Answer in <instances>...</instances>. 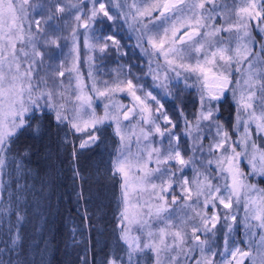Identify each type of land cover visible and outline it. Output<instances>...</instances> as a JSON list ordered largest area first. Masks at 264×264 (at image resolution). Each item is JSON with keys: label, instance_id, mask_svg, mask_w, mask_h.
Returning a JSON list of instances; mask_svg holds the SVG:
<instances>
[{"label": "snow or ice", "instance_id": "snow-or-ice-1", "mask_svg": "<svg viewBox=\"0 0 264 264\" xmlns=\"http://www.w3.org/2000/svg\"><path fill=\"white\" fill-rule=\"evenodd\" d=\"M49 2L51 6L47 8L48 15H40L39 19H35L29 9L34 11L44 5L33 4L31 0H0V189L4 187L2 178L9 164L14 166L15 171L21 172L25 168L23 160L30 154V149L24 148L23 151L16 150L15 155H10L14 145L21 137H39L46 121L49 124L55 122L58 129L67 124L69 131L86 133V138H79L78 145L73 144L72 157L75 162L84 152H90L94 146H99L98 142H103L104 131L101 126L111 120L116 125L114 133L120 140L116 149L117 156L112 161V171L122 181L120 200L123 207L118 227L119 239L123 241L125 249L122 255H106L101 264H141L145 258L150 259L151 264H180V256L187 255L184 245L189 238L192 248L188 251L197 247L200 250V258L196 264H233V261L235 264H244L245 258L252 259V264H257L252 258L251 246L245 251L233 239L235 247H229L233 232V223L229 221L235 222L237 219L231 210L234 204L239 206L242 192L246 213L245 227L252 236L258 235L254 244L260 257L259 264H264V189L246 182L249 175L264 178V147L253 139L250 127L254 124L256 136L264 140V0H233L232 8L225 0H155L142 9H136V16L152 17L153 12L159 13L154 21L150 20L156 32L147 37V42L153 49L152 54H163L173 71L178 67L196 76L199 110L195 116V124L185 118L182 132L191 141L187 148L181 143V134L175 132L176 124L163 110V104L156 96L151 92L146 93L143 98L137 95L138 91H143L142 85L134 84L132 79H128L117 82L115 86H109L105 81L103 89L97 87L91 71L94 61L92 55L86 57L90 66L88 75L93 80L91 91L97 98L109 101L104 104L103 115H97L92 96L85 92L76 66L80 59V37L83 36L86 51L98 52L101 57L110 48L117 51L120 49V42L114 34H97L107 22L114 25L118 18L111 14L109 4L112 0L107 3L105 0H91L92 7L87 12L82 6L83 0H77L75 4H65L63 0ZM114 7L119 9L121 5L117 2ZM131 7L136 8V4ZM69 9L76 10V23L71 27L70 37H64L57 34L60 29L53 22L62 19V14L69 12ZM225 12L229 17L235 18L234 23H227L226 26L209 23L217 18L225 19ZM97 25L100 27L97 28ZM81 28L84 29L83 33L79 31ZM221 33L229 36L235 34L236 47L232 48L231 40L220 36ZM68 39L71 40L69 54L72 55L73 65L70 69H65L64 60L57 63V49L62 54L64 45L61 41ZM140 39L143 40V36ZM143 51L147 52L148 49ZM193 58L195 63H177ZM243 64L248 66L245 71L241 70ZM44 66L51 69V72L40 76L38 69ZM66 71L76 73L77 94L75 106L71 109L64 102V92L59 90L63 87L62 80L57 84L58 78L64 77ZM234 72L239 73L242 79L233 81ZM180 75L181 72L176 71V76ZM153 78L158 80L160 77L154 75ZM49 79L53 81L51 85L48 83ZM167 79L165 75V80ZM124 91L135 102L133 107L126 110L124 105L112 101L114 93ZM228 91L232 92L236 107L234 128L238 130L241 124L244 128L238 144L232 141L229 132L217 118ZM149 98L157 105L154 111L146 102ZM154 112L158 115H154ZM245 115L247 119H243ZM136 116L140 117L138 123L148 125L149 130L141 127L137 134L133 126L126 135L122 127L123 121H130ZM160 118L165 124L163 130L156 123ZM205 122L209 130L215 128L214 143L210 144L208 152L212 155L219 153L215 164L218 176L224 181L222 184L214 185L208 175L199 172L190 183L186 177L178 179L171 167L174 163L176 170L182 172L185 167L195 163L197 152L203 153L202 141L205 137L202 136V125ZM155 135L161 137L159 143L162 147H152L149 144L132 152L133 140L139 146L142 140L150 142ZM165 139L167 145L163 146ZM65 142L68 143L67 132ZM241 146L244 151H237V147ZM185 151L192 155L185 158ZM242 156L247 158L251 168L248 174L240 169ZM154 157L157 167L149 169L148 164ZM212 163L213 161H208V164ZM74 175H80L78 169L74 168ZM154 175L161 179L160 185H150L155 201L147 205L133 204V196L145 191V184ZM174 184H178L181 189L180 198L185 200L183 207L190 208L193 212L192 216L181 219L179 224L171 219L170 205L165 199ZM16 187H21L19 182ZM201 197H204L203 207L202 210H197L194 205L201 204ZM2 198L0 193V199ZM20 198L19 195L16 196L17 200ZM189 201L193 203H188ZM177 202L178 198L173 195L171 203ZM218 206L226 210L224 215L214 210ZM145 207L148 209L147 216L162 222L163 227L154 230L148 220L143 218ZM209 207L213 209L211 213L208 211ZM131 209L136 211H130ZM10 211L11 202L7 207H0V213L4 215ZM15 216L16 224L9 225V253H13L22 240L20 224L25 217L18 206ZM189 223L192 225L190 237L185 231ZM133 224L141 230L140 235H132L130 226ZM218 225L220 229H226L223 251L219 252L212 247L214 241L208 239L216 236ZM256 228L260 229L259 233L254 231ZM201 233L205 239H201ZM217 256L221 258L219 262L215 259ZM0 264H19V261H4L0 258Z\"/></svg>", "mask_w": 264, "mask_h": 264}, {"label": "trees", "instance_id": "trees-1", "mask_svg": "<svg viewBox=\"0 0 264 264\" xmlns=\"http://www.w3.org/2000/svg\"><path fill=\"white\" fill-rule=\"evenodd\" d=\"M73 1L77 2V0H70V2ZM128 1L130 7L136 4L141 9L155 2V0ZM31 2L44 5L43 8H36L34 14L40 11L45 16L48 15L47 8L51 6L49 0H31ZM105 2L107 3L108 0ZM112 3H115V0L109 4L110 9H112ZM82 6L87 12L90 6L92 7L91 0H83ZM158 14V11L153 12L152 17L144 16L142 19H152ZM117 17L114 25L112 22H107L97 34L114 33L120 42V49L117 51L115 48H110L102 57L99 54V58L104 64L119 63L121 67L123 64L120 63L129 62L130 75L135 77L137 75L133 73L132 68H144L146 58L151 57V52L149 46L144 43L140 46L142 49H148L144 52L145 55L136 49L134 38L128 31L123 18L120 14H117ZM168 78L166 86L170 88V95L161 98V104H163V110L176 124L175 132L181 134L182 145L187 148L189 139L183 135L182 130L185 127V118L191 122L199 105V96L196 94L197 84L194 82V76L187 73L181 72L179 77L175 72L172 75L169 73ZM226 97L217 118L223 122L227 131L232 132L234 107L229 94H226ZM93 98V104L99 106L100 99L95 96ZM122 98L125 99V96ZM130 101L123 104L126 109L129 105L134 106L135 102L132 99ZM147 103L153 111L157 107L150 98ZM96 113L101 115L99 111ZM154 115L158 114L154 112ZM131 121L134 122L137 134L141 127L149 130L148 125L138 123L139 116ZM156 123L160 124L162 130L165 128L162 118L157 119ZM101 128L104 131L103 142H98V147L94 146L90 152H84L75 162L72 157L73 144L78 145L79 138H86V133L69 131L67 124L58 129L55 122L49 124L46 121L39 137H21L14 145L12 154L15 155L16 150L23 151L24 148H29L30 154L23 160L25 165L23 171H14L13 174L5 176L0 207H7L11 202L12 211L7 215L0 213V250H2L0 258L4 261L9 259L19 261V264H101L106 255L123 254L125 246L119 239L118 227L119 214L123 207L120 200L122 181L121 177L113 175L112 171V161L117 156L116 149L120 145V140L109 121H106ZM65 132H67L68 143L65 142ZM160 140L161 137L155 135L150 142L142 140L139 146L145 147L150 144L152 147H162ZM166 145L165 139L163 146ZM139 146L133 140L132 152H136ZM184 154L186 155L187 151ZM156 167L154 157L148 164V168ZM171 167L178 179L188 176V168L180 172L176 170L177 166L174 163ZM74 168L79 170L80 175H74ZM9 169L13 171L14 166L11 164ZM153 178L161 183L157 175ZM258 179L261 182L262 178ZM17 182L21 185L20 188L16 187ZM8 187L11 188L10 192ZM178 187V184H174L165 197L169 205V200L175 195ZM17 195L21 197L19 200L16 199ZM179 203L180 201L177 202V206ZM17 206L25 217L20 224L22 240L15 251L9 253V225L16 224ZM239 223L236 224V229L241 233ZM135 226V224L131 225L132 231L135 230L137 234H141V230ZM185 231L190 237L191 229L185 228ZM222 233L223 229H220L218 225L216 237L221 239ZM190 248H192V241L189 238L184 245L187 255L180 256V264H192L198 259V247L188 251ZM147 263L151 264V260L146 258ZM247 263V261L244 262V264Z\"/></svg>", "mask_w": 264, "mask_h": 264}, {"label": "rangeland", "instance_id": "rangeland-1", "mask_svg": "<svg viewBox=\"0 0 264 264\" xmlns=\"http://www.w3.org/2000/svg\"><path fill=\"white\" fill-rule=\"evenodd\" d=\"M117 2L121 5V7L119 9L114 7V4H116ZM225 2L229 5L230 8L233 7V0H225ZM64 3L65 4H68V3L75 4L77 2L76 1L70 2V0H65ZM128 4H129L128 0H115V3H112L111 14L114 16H117V14L121 15L128 31L130 32V34L134 38L135 47L140 53L145 55L140 44L144 43L146 46H149V50L151 52V55H150L151 57L146 58V66L144 68H139V69H137L136 67L132 68L133 73L137 76L131 77L130 72H129V70H130L129 62L120 63V64H123V67L119 66L118 65L119 63L116 65L113 62H111V64H109V63L104 64L102 59L99 58L98 52L89 53L88 51H86L84 49V47H83V36L80 37V53H79L80 59H79V61L76 62V66L79 68V72H80V75L82 77V81L84 84V90L88 95L92 96V98H93V96H95V94L91 91V85L93 83V80L90 79L89 75H88V73L90 71V66H89V63L87 62V59H86V57L88 55H92L94 58L93 65L91 67V71L93 72V76L95 78L97 87L103 89V87L105 86L104 85L105 81L108 83L109 86H115V84L119 81H126L128 79H132L134 84L143 86V91H138L137 95H139L143 98L146 95V93L151 92L152 95L156 96L157 100H159L161 103V98H166V96L170 95V88L167 86L166 87L161 86V85H166V82H168V80H169V78L167 80H165V75H167V77H168L169 73H170V75H172V73L173 72L176 73V71H179V72H182L185 74H186V72L184 69H180V68L176 67V65L173 66V67H176V71H173V68H170L168 66V64L166 63L165 57L163 54H159V53H157L155 55L152 54L153 49L151 48V46L147 42V37L149 35H153L156 32V29L153 28L152 24L150 23V20L154 21L156 16L153 17L152 19H142V17H144V16H136V9L138 7L136 6V8H131ZM90 8H91V6H90ZM218 11H220V9H218ZM29 12H30L32 18H35V19H39L40 15H44L40 11H38L36 14H34L33 12H35V11H33L31 9H29ZM75 15H76V10L69 9V12L62 14V16H63L62 19L53 22L54 24L59 26L60 31L57 33L58 35H61L64 37H70L71 27L75 26V23H76L74 20ZM133 17H136V18L133 19ZM234 22H235V18L229 17L227 12H225V19L217 18L214 22L209 21L210 24L215 23L217 26H220V25L226 26L227 23H234ZM145 25H148V28H145ZM79 31L81 33H83L84 29H82V30L79 29ZM113 34L114 33H108V35H113ZM141 36H143V40L140 39ZM220 36L225 37V39H230L231 40V47L232 48L236 47L237 41L235 39V34H232L231 36H229V34H227V33H221ZM116 39H118L117 36H116ZM257 39H259V37H257ZM61 43H62V45H64V47L62 49V54H61V50L57 49V53L59 54L57 63L59 62V60H64L65 61V64H64L65 69H70L73 65L72 55L69 54L70 48H71V40L68 39L67 41H61ZM19 46L20 45H18V47ZM41 50H43V49H41ZM121 50H123V49H121ZM117 57H118V55H117ZM96 58H98L100 60H97ZM171 58L172 57H169V59H171ZM177 63H195V58H193L192 60H188V61H177ZM234 67H235V65L233 66V68ZM247 67H248L247 64H243V65H241V70L245 71L247 69ZM38 71H39L40 76H45V73L46 72L50 73L51 69H48L46 66H44L42 68H39ZM187 74H189V73H187ZM154 75H159L160 78L158 80H154V78H153ZM190 75L194 76V78H193L194 82H196V84H198L195 74H190ZM236 79H242V77L240 76L239 73L234 72L233 76H232V80L235 81ZM60 80H62V82H63V87L60 88L59 90L64 92L65 98H66V101H64V102H66V106L69 109H71L75 106V96L77 94L76 73L75 72L69 73L66 71L64 77L58 78L57 84H59ZM48 83H49V85H51L53 83V81L51 79H49ZM232 87H235V85H233ZM196 94L199 96L198 87L196 88ZM226 94L227 95L229 94V96L231 98V103L233 104V107H234L233 116H232L233 123H232V128H231L232 132L231 131H228V132L232 138V141L236 142L238 144L239 139L243 134L244 128H243L242 124L238 130L234 128L235 117H236V107H235V104L233 101L232 92L228 91ZM122 96H125V99L122 98ZM158 96H160V97H158ZM99 99H100V101H99L100 105L97 106V105L93 104V107L95 108L96 111H99V113L101 115H103L104 114V104L109 103V101L105 100V99H101V98H99ZM131 99H132V97L126 91L116 92V93H114V95L112 97L113 102L119 103L122 105L124 103H126L127 101H130ZM130 107H131V105H129L128 108H130ZM124 110H126V108ZM198 110H199V105H198V108L196 109L195 116H196ZM257 113L259 114V108H257ZM71 114L72 113L70 111L69 115H71ZM243 119H247V115H245L243 117ZM218 120L220 121V119H218ZM109 122L111 123L113 128L116 127V125L113 121L109 120ZM191 122H192V124H195V117ZM220 122L223 124L222 121H220ZM133 126H134V122H132L131 120L130 121H123L122 127H124V129H125L126 135L132 129ZM250 127L253 130V139H255L259 145L264 147V140H262L261 137L256 136V134H255V125L251 124ZM202 128H203L202 136L205 137L202 141V143L204 145V151H203V153L197 152L195 154V163L185 167V168L189 169V171H188L189 173H188V176H184V177H186L189 180V182L191 183V181L194 178H196L197 172H199V173H203L205 175H208V177L211 179V181L214 185L222 184L224 181L220 176H218V174H217L218 170H217V167L215 164V160H216L217 156L219 155V153L212 155V154H209V152H208V148H209L210 144L214 143L215 128L213 127L211 130H209L208 127L206 126V122H205V125H202ZM190 143H191V141L189 140V144ZM139 148H140V146H139ZM237 151L243 152L244 151L243 146L237 147ZM133 153H135V152H133ZM10 155H14V154L11 153ZM191 155H192V153L187 151L185 158H187L188 156H191ZM209 160L213 161V163L208 164ZM10 165H11V163L9 164L8 169H6V174L2 178L4 184H5V176H7L8 174H13V172L15 171V170L12 171V169L11 170L9 169ZM240 169L245 174H248L251 172V168L248 165L247 158H245L243 156L240 158ZM138 175H139V173H138ZM200 178L202 179L203 177L201 176ZM258 178H261V177L249 175V176H247L246 182L249 184H254L260 189H264V178H262L261 182L258 181L259 180ZM151 184L160 185L161 183H159L153 177L151 179H149V181L145 184L146 190L140 192L138 196H136V195L133 196V199H132L133 204L147 205L148 203H153L155 201V194L152 192V189L150 187ZM8 188H9V192H10L11 188L10 187H8ZM2 190L3 189H0V193H2ZM158 190L159 189H157V191ZM193 190H195L194 186H193ZM180 195H182V193H181L180 187H178V190L175 193V196L178 198V201H180L178 206H177V203L176 204L171 203L172 197L169 200L170 205H171L170 211L172 214L171 219L173 220L174 223H177V224L180 223L181 219H184L188 216L193 215L192 209L183 207V205L185 204V200L180 198L181 197ZM252 195H255V193H252ZM200 199H201V204L200 205H194V207H196L197 210H202V207H203L202 201H203L204 197H201ZM194 200H195V196H193V201ZM193 201H189L188 203H193ZM243 205H244V194L242 192L241 197H240L239 206L237 207L234 204L233 209L231 210L232 214L236 215L237 219L235 222L229 221L230 223H233V232L231 234V239L229 241V247H235V244L232 242L233 239L235 240L236 243L239 244L240 248L245 250V251H247L249 249V247L251 246L252 258H254L257 261V264H259L260 257L257 254L256 247L254 244V241L257 240L259 237H258V235L252 236L251 232L248 229H246L245 222H244V217H245L246 213H245ZM214 210L219 212L221 215H224L226 212V210H224L222 206H218ZM130 211H136V209H131ZM147 211H148V209H147V207H145L143 209V213H144L143 218L145 220H148V222L153 226L154 230L164 226L157 219L148 217ZM208 211H209V213H211L213 211V209L211 207H209ZM238 222H240L238 225L240 226L239 228L242 230L241 233H239V230L236 229V224ZM197 223H198V221H197ZM253 223H255V222L253 221ZM191 226H192L191 223H189V225L186 228L191 229ZM135 227L139 228L137 225ZM131 229L133 230L132 227H131ZM224 231H226V229H223V233L220 237L221 239L217 238L216 236L215 237H208L209 240L214 241L212 243V247H213V249L217 250L218 252L223 251ZM254 231L256 233H259L260 229L256 228V229H254ZM132 235H140V234H137L136 231L134 230V231H132ZM201 239H205V236L203 235V233H201ZM168 242L169 243L171 242L170 238H169ZM197 252H198V259H199L200 258L199 248L197 249ZM173 255H175V254H173ZM215 259L217 260V262H219L221 258L219 256H217ZM237 259H239V257H237ZM197 260H195L192 264H196ZM245 261L248 262L247 264H252V259L245 258L244 262ZM141 264H146V258L141 261ZM233 264H235V261H233Z\"/></svg>", "mask_w": 264, "mask_h": 264}]
</instances>
